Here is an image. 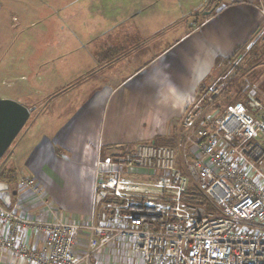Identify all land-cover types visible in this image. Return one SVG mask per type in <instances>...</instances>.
Here are the masks:
<instances>
[{
    "label": "crops",
    "instance_id": "1",
    "mask_svg": "<svg viewBox=\"0 0 264 264\" xmlns=\"http://www.w3.org/2000/svg\"><path fill=\"white\" fill-rule=\"evenodd\" d=\"M10 1L21 14L35 15L30 23L34 31L25 40L13 41L9 63L4 55L7 41L0 33V81L7 83V88L0 86V97L36 109L6 165L16 170L17 180L0 181V186L9 194L10 206L39 221L51 219L52 211L23 180H35L56 215L88 223L98 154L137 143L169 141V146H176L188 106L229 70L238 50L246 54L256 45L264 29V0H109L116 11L109 28L89 37L91 63L63 73L54 66L55 46H64L72 36L80 38V33L68 32L72 24L77 20L76 27L86 25L105 0H92L90 8L88 0L57 2L68 13L71 3L85 4L72 23L68 17L60 24L54 22L53 2ZM54 29L59 31L56 38ZM258 68H264V60L252 71ZM250 74L241 71V88L254 87L264 102V70L259 84ZM85 76L87 80L78 81ZM256 142L264 152V136ZM258 166L264 170V153ZM4 233L0 224V234ZM46 237L45 231L30 228L18 235L30 249L42 248ZM81 237L77 254L85 248L86 237ZM132 243L123 239L109 244L90 264H142ZM1 264L16 262L6 255Z\"/></svg>",
    "mask_w": 264,
    "mask_h": 264
},
{
    "label": "built area",
    "instance_id": "2",
    "mask_svg": "<svg viewBox=\"0 0 264 264\" xmlns=\"http://www.w3.org/2000/svg\"><path fill=\"white\" fill-rule=\"evenodd\" d=\"M260 9L264 16V3ZM231 66L188 106L176 146L141 143L99 153L88 223L56 215L34 179L22 184L51 209V219L20 214L0 188V264L6 255L16 264H90L123 239L132 240L142 264H264V170L258 166L264 152L256 142L264 136V102L248 86L243 100L216 107L236 76ZM193 184L211 207L189 202ZM105 200L115 224L98 221ZM28 228L46 232L42 248L19 242ZM83 234L85 248L77 254Z\"/></svg>",
    "mask_w": 264,
    "mask_h": 264
},
{
    "label": "rangeland",
    "instance_id": "3",
    "mask_svg": "<svg viewBox=\"0 0 264 264\" xmlns=\"http://www.w3.org/2000/svg\"><path fill=\"white\" fill-rule=\"evenodd\" d=\"M30 0H28L29 2ZM49 3L53 2V15H54V22L56 23H64L68 17L71 19L77 17V9L79 7H83L85 4H81L79 6V1L78 3H71V10L68 13L65 9V7L59 8L57 7L58 3L57 2H63L62 0H48ZM65 2V1H64ZM92 0H88L86 7L90 8L89 6L91 5ZM106 5L104 6V2L102 6H100V13L95 14L94 19H87L86 25L80 23V28L76 27V24L78 23L77 20H75V23H73V29L71 31H68L70 33H75L78 34L80 33L79 37L77 38L75 36H72L71 34V40H69L64 46H55L54 50V66L57 71L63 72V73H72L74 71H79V69H84L88 67V64H90V57L91 53L90 51L93 49L92 46L89 44V37L93 36L94 34H100L102 30H105L104 28H109L111 26V19L110 16L115 14V9L112 10V7L110 9L109 5V0H105ZM45 4V3H43ZM74 4V5H73ZM112 5V3H110ZM1 11H0V17L2 18V21H0V33L4 37V41H7L6 46H4L7 50H5L4 55L6 63H9V59L11 56V52H13V41L18 42L17 39L25 40L26 37L29 38V35L32 36L33 33V28L30 27V23L35 20V15H32V13L29 11L27 14H21V12L18 10L17 7H13V2L12 1H4L1 0ZM98 11V8L96 9ZM39 16V15H38ZM72 23V22H71ZM64 32H67L65 29ZM59 31L54 29V35L55 38L57 37ZM63 39L61 36L58 37ZM11 43V44H9ZM55 45H56V40H55ZM264 60V40L259 39V41L256 43V45L253 46V48L250 49L248 53H246L243 57V61L239 64H241V71L242 72H247L251 71L250 77H252L253 81L259 84L260 78H261V73L264 70V68H258L256 69L255 72L252 71L253 66L255 64L259 65L261 61ZM88 76V75H86ZM81 77L78 81L81 80H87L85 78L87 77ZM88 80H91L90 78ZM233 84L230 88V90L222 97L219 98L218 103L221 104V106H224L229 103H233L234 100L237 99L239 95V88L241 86V74H236V76L233 78ZM60 82H63L60 81ZM7 83H2L0 81V86L7 88ZM77 90V89H76ZM73 96V95H72ZM227 100V101H226ZM229 100V101H228ZM241 100V99H240ZM217 103V104H218ZM35 113V112H34ZM31 118L29 122L27 123L30 124ZM26 125V126H27ZM25 126V127H26ZM25 129V128H24ZM23 129V132H25V129ZM21 137V136H20ZM16 141L18 139L16 138L3 159L0 162V169H4L10 160L14 150H15V145ZM259 141V140H258ZM158 144L161 145H167L169 144V141H158ZM140 144V143H139ZM138 145L133 144L129 146L123 147L125 149L126 147L133 148L134 146ZM260 151V150H259ZM111 154V151H101L102 156H107ZM99 155V154H98ZM98 157V156H97ZM96 169V167H95ZM0 188H2L0 186ZM107 200V199H106ZM102 202L97 209V216H98V221L102 222H109L112 224H115V220H110V213H109V205L106 202ZM106 214L107 218H104L103 215ZM119 224V223H118ZM82 239V237H81Z\"/></svg>",
    "mask_w": 264,
    "mask_h": 264
},
{
    "label": "water",
    "instance_id": "4",
    "mask_svg": "<svg viewBox=\"0 0 264 264\" xmlns=\"http://www.w3.org/2000/svg\"><path fill=\"white\" fill-rule=\"evenodd\" d=\"M36 107L0 97V162L28 123Z\"/></svg>",
    "mask_w": 264,
    "mask_h": 264
},
{
    "label": "trees",
    "instance_id": "5",
    "mask_svg": "<svg viewBox=\"0 0 264 264\" xmlns=\"http://www.w3.org/2000/svg\"><path fill=\"white\" fill-rule=\"evenodd\" d=\"M241 49L237 51L235 57H237V55L240 53ZM236 70V74H241V64H237L235 66H231ZM232 86V85H231ZM230 90V89H229ZM239 95L237 97L236 100H234L233 102H236L238 100H240L242 98V94H243V90L244 88H239ZM227 101V100H226ZM229 101V100H228ZM30 120V119H29ZM29 122V121H28ZM27 125V124H26ZM30 124H28L26 127H24L25 129L27 127H29ZM23 128V129H24ZM24 129V130H25ZM23 130L20 132V134L17 136V139H19V137L22 135ZM17 142V141H16ZM158 144V143H157ZM160 145V144H159ZM169 145V144H168ZM7 153V152H6ZM17 180V175H16V170H14V168H7L5 167L4 169H0V181L6 182V183H12L14 181ZM189 202L194 203V204H202L204 206H210V203L208 202V200L206 199V197H204V195H202L199 190L197 189V187L193 184L190 188V197L188 198Z\"/></svg>",
    "mask_w": 264,
    "mask_h": 264
}]
</instances>
